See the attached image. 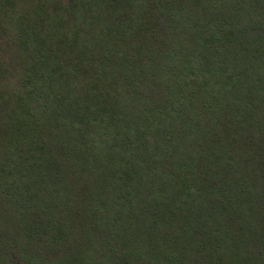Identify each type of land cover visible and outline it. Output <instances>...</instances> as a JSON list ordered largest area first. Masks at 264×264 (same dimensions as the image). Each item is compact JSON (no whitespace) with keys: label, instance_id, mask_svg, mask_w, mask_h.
I'll return each mask as SVG.
<instances>
[{"label":"trees","instance_id":"trees-1","mask_svg":"<svg viewBox=\"0 0 264 264\" xmlns=\"http://www.w3.org/2000/svg\"><path fill=\"white\" fill-rule=\"evenodd\" d=\"M0 264H264V0H0Z\"/></svg>","mask_w":264,"mask_h":264}]
</instances>
